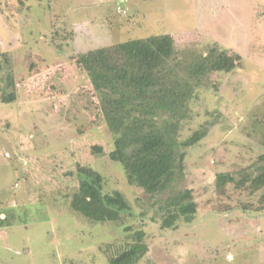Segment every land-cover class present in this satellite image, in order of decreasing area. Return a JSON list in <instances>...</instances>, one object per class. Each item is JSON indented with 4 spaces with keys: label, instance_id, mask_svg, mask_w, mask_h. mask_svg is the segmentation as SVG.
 Here are the masks:
<instances>
[{
    "label": "rangeland",
    "instance_id": "1",
    "mask_svg": "<svg viewBox=\"0 0 264 264\" xmlns=\"http://www.w3.org/2000/svg\"><path fill=\"white\" fill-rule=\"evenodd\" d=\"M163 33L187 55L217 44L232 51L228 67L234 53L242 57L212 73L192 101L183 137L220 115L186 155L176 188L192 187L200 208L176 228L160 227L152 200L109 158L113 135L71 61ZM0 50L9 59L0 74V218L8 220L0 264H109L127 226L145 232L148 252L137 264H264V209L243 210L235 195L219 200L214 187L216 173L247 168L263 150L255 120L264 112V0H0ZM7 94L14 101H3ZM77 165L125 195L131 213L122 222H93L70 207L77 177L67 171Z\"/></svg>",
    "mask_w": 264,
    "mask_h": 264
},
{
    "label": "trees",
    "instance_id": "2",
    "mask_svg": "<svg viewBox=\"0 0 264 264\" xmlns=\"http://www.w3.org/2000/svg\"><path fill=\"white\" fill-rule=\"evenodd\" d=\"M174 45L173 36L163 33L71 56L78 72L87 77V84L79 90L87 93L89 106L102 114L113 135L109 158L118 161L127 181L152 200L154 219L162 228L191 223L200 208L195 190L176 188V184L184 178L188 150L209 133L220 114L183 137L184 126L193 118L192 101L198 98L201 85L212 83V73L228 71L242 59L234 53L228 67L227 54L232 51L220 50L217 44L195 55L184 54ZM8 61L0 50V74ZM14 99V94L3 97L5 102ZM255 122L262 126V152L251 166L236 173L218 172L214 177L217 199L225 196L231 200L235 195L243 210L264 209V112ZM102 151L99 144L91 146L93 154ZM67 173L77 177L67 194L69 205L86 219L122 222L131 213L122 192L104 189V176L99 171L77 165ZM215 207V203L211 205ZM6 222L5 217L0 218V226ZM124 229V241L116 242L114 254H107L109 264H137L148 252L142 229Z\"/></svg>",
    "mask_w": 264,
    "mask_h": 264
}]
</instances>
